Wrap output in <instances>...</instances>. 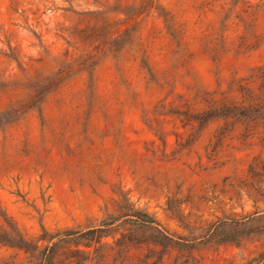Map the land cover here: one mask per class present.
Masks as SVG:
<instances>
[{
    "label": "rangeland",
    "instance_id": "obj_1",
    "mask_svg": "<svg viewBox=\"0 0 264 264\" xmlns=\"http://www.w3.org/2000/svg\"><path fill=\"white\" fill-rule=\"evenodd\" d=\"M0 264H264V0H0Z\"/></svg>",
    "mask_w": 264,
    "mask_h": 264
}]
</instances>
